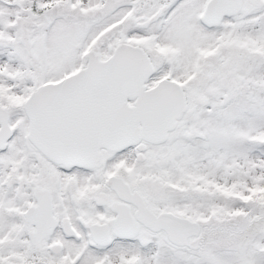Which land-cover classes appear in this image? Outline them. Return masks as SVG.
Instances as JSON below:
<instances>
[{
  "label": "snow or ice",
  "instance_id": "6c2138e0",
  "mask_svg": "<svg viewBox=\"0 0 264 264\" xmlns=\"http://www.w3.org/2000/svg\"><path fill=\"white\" fill-rule=\"evenodd\" d=\"M0 264H264V0H0Z\"/></svg>",
  "mask_w": 264,
  "mask_h": 264
}]
</instances>
